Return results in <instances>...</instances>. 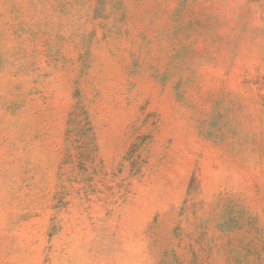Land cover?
I'll use <instances>...</instances> for the list:
<instances>
[{
    "label": "rangeland",
    "instance_id": "obj_1",
    "mask_svg": "<svg viewBox=\"0 0 264 264\" xmlns=\"http://www.w3.org/2000/svg\"><path fill=\"white\" fill-rule=\"evenodd\" d=\"M0 264H264V0H0Z\"/></svg>",
    "mask_w": 264,
    "mask_h": 264
}]
</instances>
